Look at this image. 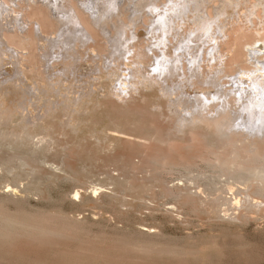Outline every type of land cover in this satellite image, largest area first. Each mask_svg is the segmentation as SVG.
I'll return each mask as SVG.
<instances>
[{
	"label": "rangeland",
	"instance_id": "obj_1",
	"mask_svg": "<svg viewBox=\"0 0 264 264\" xmlns=\"http://www.w3.org/2000/svg\"><path fill=\"white\" fill-rule=\"evenodd\" d=\"M73 4L95 28V40L90 44L103 52L106 35L80 3L74 0ZM129 14L126 9L119 15L118 24L130 23ZM149 16H142L138 26L145 29ZM185 22L186 29L192 26L191 21ZM230 24L233 26H228L226 40L234 42L240 25ZM149 27H153L152 21ZM111 28L120 38L114 25ZM35 29L31 26L30 32ZM190 36L187 35L186 43ZM142 39L140 36L138 41ZM3 42L7 45L2 50L18 56L7 49L11 45L8 40ZM79 42L72 47L74 55L78 53L85 61L90 58L95 64L88 57L93 55L92 47ZM144 44L145 49L141 44L138 49L130 48V53H148ZM240 47L229 48L224 65L229 66L235 50L244 55L242 50L245 52L246 47ZM222 50L227 51L225 44ZM63 51L68 53L66 48ZM30 53L33 58L34 49ZM0 58L10 62L7 57ZM23 61L29 80L19 76L0 83L7 87L21 77L27 87H12L7 94L12 100L0 101V217L14 221L15 227L19 225L10 230L0 222V264H264V197L255 194L261 181L254 180L243 187L222 171L226 166L218 164L217 155L208 154L216 150V154L226 158L232 151L245 156L247 164H264L262 135L229 127L226 134L231 135L232 143L220 147V152L216 146L211 149L213 145H206L202 136L209 133L214 144L226 139L228 136L224 138L216 125L201 127L202 131H186L181 134L183 140L177 139L174 129L179 111L170 109L169 100L158 85L151 89L133 87L131 96L125 97L128 91L124 93V102L111 94L110 88H103L99 79L77 86L73 75L60 81L56 89L49 86L47 90L42 85L40 91H34L31 84L39 83L38 67L34 76L31 60ZM69 61L64 60L65 65ZM187 72V76L191 75L190 66ZM225 74L231 71L227 69ZM195 79L190 84L195 82L192 86L200 90L202 80ZM44 109L47 111L42 115ZM226 121L231 120L228 117ZM240 157L238 161L243 163ZM236 168L231 165L229 171L233 173ZM230 182H237L234 185L241 188L240 194L234 185L229 189ZM246 197L252 200L248 202ZM249 203L251 206L245 205Z\"/></svg>",
	"mask_w": 264,
	"mask_h": 264
},
{
	"label": "bare ground",
	"instance_id": "obj_2",
	"mask_svg": "<svg viewBox=\"0 0 264 264\" xmlns=\"http://www.w3.org/2000/svg\"><path fill=\"white\" fill-rule=\"evenodd\" d=\"M76 1L88 11L89 16H92L94 25L98 27L99 31L104 32L106 35L107 45L106 47H102L103 52L98 50L97 46L96 48L90 44L92 40H95L93 31L95 28L91 22L88 20L86 22L79 15V9L73 4L74 0H0V55L10 60V62L5 63V60L0 58V83L8 82V80L19 76L29 80L27 73L23 70V60L30 59L29 64L33 63L31 67L34 68L33 72L31 70L32 75L36 72L35 67H38L36 76L39 78V83H36L37 85L31 84V89H34V91H40L42 85V88L45 86L47 90H49V86L56 89L60 81L63 82L73 75L74 81H77L75 82L77 86L81 82L89 85L90 80L99 79L100 84H103L102 87L104 86L103 88H110L111 94L116 95L120 102H124L126 101L124 100L125 97L130 95L131 88L137 87L139 89L141 86L144 89H151L156 84L159 86L162 94L168 98L170 109L172 111H179L177 114L180 117L174 129L177 139L183 140L181 134H185L186 131L194 130L195 132L196 129L198 131V128L210 127L211 125H216L224 138L228 136L226 139L223 138L224 140L219 139L218 143L215 142L216 144H214L209 133V135L202 134L206 145L214 146L211 149H215L216 146L219 150L223 145H230L232 143L233 139L230 138L231 135L229 136V133H226L229 127L233 126H236L240 130H246L250 135L258 134V136L262 135L264 138V16L262 17L261 15V12H264V0ZM126 9L131 12L129 14L131 22H127V24L124 22L125 24L119 25V15L125 13ZM213 10L214 15L212 14ZM117 11H119V14L116 13ZM148 13L151 14L148 17L150 23H147V27L142 29V25L138 26V21L140 22L142 16L145 17ZM185 19L192 22V26L190 25L188 29H186L187 23L185 21L187 20ZM33 21L34 24L31 25ZM151 21L153 27H149ZM231 22L234 24L239 22L237 25H240L235 30V33H239V35L237 39H234V42L227 41V28L229 25L233 26L230 24ZM113 25L115 27L114 31L120 33V38L113 33L111 28ZM31 26L34 29L35 26H38L39 29H35L36 31L31 30L33 31L31 33ZM26 28H30L29 31H26ZM188 34L191 35V40L189 43H186ZM255 34L259 38H256ZM140 36L143 39L138 41ZM131 37L133 38L132 41ZM145 38H147V41ZM4 39L8 40L11 44L7 49L14 50V53L18 56H14L13 54L11 56L6 50L1 49L6 44L3 42ZM79 41L82 45H87L89 49L92 47V54L95 56L88 55V57H92L95 64L89 61L90 58L85 61L82 56L79 57L78 53L74 55L75 51L72 47L77 45ZM134 41H138V43L135 44ZM144 43L147 45L148 53L145 51L138 52L135 55L130 53L132 50L130 48L133 47L138 49L143 45L142 49H145ZM223 44H225L227 49L225 52L222 50ZM179 45L180 47H178ZM29 46L31 48L33 46V48L31 49ZM239 46L242 48L246 47L245 52L240 47L244 55L239 54L238 49L240 48H238V51L235 50V52H238V55L237 53L234 54L235 52L231 53L232 60H230L229 66L224 65L227 58H229L228 54L231 52L228 51L229 48L231 50V48L236 49ZM27 47H29V50H27ZM65 48L68 53L63 51ZM30 49L32 52L34 49L33 58ZM200 50H203L201 55L199 53ZM26 51L30 53H28V56L25 54ZM208 55L209 60H206ZM62 57L64 58L61 59ZM96 57L99 60L96 59V61ZM34 59L37 61L34 62ZM66 59L70 60L67 63L68 65L64 63ZM206 63L208 64L205 67ZM29 64L28 66H30ZM234 64L236 67H234ZM188 65L190 66L191 75L188 74L190 78L187 76ZM148 67H151L153 70L149 69L148 71ZM227 69L231 71V74L223 75ZM98 76L99 78H97ZM21 77L14 80V82L11 81L7 87L5 86L6 88L0 85V101L11 99L12 96H7V94L8 92H12V87L14 89L16 86L21 87L19 85H24L25 87L23 78ZM224 77H228V80L223 81ZM194 78H196L195 80H202V88L200 90H195L194 86H192L193 84L195 85V82L192 85L190 84V80ZM134 80H138V83ZM103 81L107 83H103ZM39 84L41 85L39 86ZM163 85H166L167 88H164ZM233 88L235 90L232 92L234 94L232 96V93L228 92V94L227 91ZM127 91L128 93H126ZM124 93H126L125 97L123 96ZM25 98L29 100L28 96ZM228 98H230L229 101ZM233 105L235 106L233 107ZM227 106L230 107L229 110H227L229 108H226ZM79 109L83 110L81 107ZM68 110H71V107ZM195 110H197V113H195ZM46 111L47 109L42 111L41 114L44 115ZM68 112L72 114L71 111ZM228 117L231 120L230 122L226 121ZM87 118L89 120V117ZM93 120L94 118L92 122ZM85 121L91 124V121ZM222 123L223 125H221ZM96 125L97 123L95 122ZM200 131H202V128ZM194 132H192V135L195 134ZM192 147L190 146V149H193ZM208 154L217 155L215 160L218 161V164L226 166V168H222V171L227 172L232 177V180L234 178L233 181H239V184L242 186L254 180L261 181L263 187L260 185L255 194L258 197L260 196V198H262L261 196L264 197L263 162H261L263 165L259 162L247 164L245 163V156L242 155L240 157L238 156L239 153L236 154L232 151L226 158H221L222 154H216V150ZM233 155L235 156L232 157ZM239 157L244 159V161L242 160L243 163L238 161ZM231 165L237 167L233 173L229 171ZM192 182L195 181L192 180ZM236 183H228L229 189H232V185ZM238 187L236 186L240 194L241 188ZM234 196L237 195L234 194ZM258 197L256 196V198ZM241 199L239 198V200ZM247 200L249 202L252 199ZM250 204L245 205L251 206ZM0 222L4 228L12 230L15 227V222L10 219L0 217ZM18 226L16 225V227Z\"/></svg>",
	"mask_w": 264,
	"mask_h": 264
}]
</instances>
